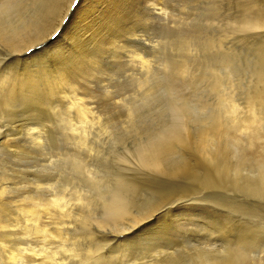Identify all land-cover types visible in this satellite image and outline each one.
Returning a JSON list of instances; mask_svg holds the SVG:
<instances>
[{"label": "rangeland", "instance_id": "obj_1", "mask_svg": "<svg viewBox=\"0 0 264 264\" xmlns=\"http://www.w3.org/2000/svg\"><path fill=\"white\" fill-rule=\"evenodd\" d=\"M75 1L72 6L73 9H75L78 3V0ZM142 1L137 0L133 2V9L141 15L140 29L143 32L145 29L144 20L147 13ZM151 3L156 4V8L160 9L161 6L158 7L159 3ZM166 3L165 11L168 19L166 20L165 18V22H159L160 24L157 25L156 23L147 24V28L149 26L148 29L146 28L147 33L142 34L143 37L139 36L142 42L144 40L146 44H150V39L154 38V40H151L153 50L150 49L149 52L147 51L151 54V57L147 59L152 61L149 64V68L152 70L164 62L163 64L166 69L164 68L162 77H142L136 70L138 66L132 67L138 61L137 58L129 64V53L124 52L126 50H118L117 56L119 58H116V60L115 58L111 59L114 55H110L111 57L106 56L109 53L103 54L102 57L94 56L95 59L97 58L99 60V65L96 64L97 71H102L98 73L96 71V74L95 72L92 73L94 75L93 77H91L92 74L87 77L90 80L85 77V80L81 79L80 83L83 87H80L82 86L80 84L78 87L81 90H79L78 95H72L71 97L77 99L83 97L84 100L87 97L85 101L89 103L88 105L91 102L90 107L92 106L91 108H94V114L90 112L88 116L91 117L93 114L98 119L93 117L95 120L92 119L91 122L89 118H86V120L88 119L86 123V120L83 121L84 123L79 121V118L77 119L76 116V111L69 106L71 105L69 103L70 100V102H74L73 98L67 101L57 95L50 97L45 95L44 92L43 94L41 90L38 92H41L40 97L42 101H36L39 104L37 106H30L27 103L17 104L16 107H13V111L11 107H9L11 110H7L5 106H0V125H2L0 127V141L2 137H5L10 144H21L23 147L30 145L32 142L34 143V140L51 143L53 150L55 149L54 152H58L57 158L59 157L58 160L60 161L56 160V157L54 158L57 166L53 162L55 167L51 172L50 180L53 184L54 192L59 196L65 197L63 203H67L68 206L76 203L74 201L76 197L71 193H74V190L78 187H86L88 183L85 181L71 183L69 181L70 177L67 176L66 166H63L62 163L57 164V162L62 161V158L58 155H60L59 151L62 152L61 154H64L70 151V149L72 150V144L74 146V142L77 143L83 138L88 139V145L93 148L90 155L86 152L89 156V169L94 170L97 174L99 173L102 178H107L103 179L105 181L102 183L103 186L109 184L110 187H113V185L118 187V184H120V188L131 190V198L132 200L135 198L134 203L136 202L138 206L146 207L156 204V208L169 207L173 211L177 207H182L184 210L176 216V219L184 220L193 218L192 220L197 223H200L205 216L202 213L219 214L222 212L221 209L247 216H259L264 209L252 208L246 205L245 202L261 204L262 190L258 177L259 162L257 155L258 151L261 152L262 148L258 149L260 145L257 143V146L249 150L248 147H245L246 145L243 146L244 143L242 144L237 141L235 142L237 143L236 145L233 142V140L242 137L241 132L235 138L231 134L228 135L231 133L229 128V116L231 115L228 113L230 108L227 107L230 105H228L227 99L230 104L233 103L231 105H236L239 109V114L243 115L244 113L245 116L247 106L251 102L249 101L251 100V96L260 91L261 80L259 79L262 77V75L260 76V71L264 67V0H166ZM155 13L160 12L155 11ZM171 13L173 14L170 15ZM149 16L152 21L155 20L150 13ZM127 17L129 20H133V17L129 18L128 15ZM66 22L67 20L63 21V23ZM257 22L261 24L260 26L262 28ZM169 29L174 30L175 34ZM166 30L171 32L169 38L172 37L173 32L172 42L170 39L171 45L169 41L167 45L164 44L165 41H163V34L161 35V33ZM145 34L146 36H144ZM177 37L179 42L177 41L178 43L176 44L173 40L174 38L177 40ZM142 42H138V44L141 45ZM48 53L41 54L43 55H40L41 58L47 61L50 60L52 58V52ZM131 55L134 56L132 53ZM125 60H128V63ZM180 68H184L181 70L183 72L180 71ZM184 71L186 74H182ZM170 93L172 97L169 96ZM85 94L86 96H84ZM226 97L227 99L225 100L227 102L224 100ZM184 98L187 103L185 100H182ZM37 100L39 99L37 98ZM175 100L178 103L182 100L187 106L184 102H182L184 104L180 102L178 107H176L177 102ZM145 102L146 104H144ZM192 102H194V105ZM145 105L146 107H144ZM3 107H5V110ZM91 108L89 111H92ZM176 108L182 110L174 112ZM224 109L228 110L226 111ZM226 114L229 115L226 116ZM4 116L6 118H2ZM223 118L225 119L223 120ZM95 121L96 125L93 124ZM178 123L181 124L179 125ZM172 124L175 125L172 126ZM151 125L152 127H150ZM182 125L184 129H182ZM213 125L216 126V130L213 128ZM146 126L150 128L147 130ZM174 126L178 129L180 127L181 129L178 130ZM149 129L151 131L153 130L152 132L154 133L150 132ZM174 130L177 131V133L175 132L177 135H174ZM137 131L139 132L137 133ZM214 131L223 137L216 135L217 137L214 138V140L217 138L216 141L210 140L213 143H210L209 140L207 141L206 138V141L203 139L204 135L214 133ZM226 131L230 132L227 133ZM223 133H227L226 135L228 137ZM153 134H156V138ZM182 134H185L184 137ZM79 135H82V137H77ZM178 135L182 136L178 138L173 137ZM165 137H167V141L164 140ZM150 139H153L152 144H150ZM156 140L160 141V146ZM184 141L186 144H189L183 147V144H185L183 143ZM155 142L156 144L158 143V147H156ZM161 142L166 145L163 144L161 146ZM181 142L182 146L180 145ZM232 143L235 144L234 147L237 146L233 152ZM143 145L144 147L142 148ZM149 145H152V149L155 148L153 149L154 151H157V149L163 150V153L161 151L160 154L163 157L160 156L162 159H159V162L162 161L156 163L155 167V163L150 160L154 151L150 148H148L150 152H148V149L145 151L146 147H151ZM2 147L3 145L0 144V151ZM75 147L77 146L75 145ZM75 147L74 149H76ZM188 147L189 150H187ZM169 149L170 151L168 152ZM141 150L144 152L143 155ZM164 150L167 151L165 152ZM171 150L177 151L175 154H178L175 155L174 151L172 152ZM83 153L85 154V151ZM31 154L34 160L31 159L30 162L26 161L25 166L35 164V160H38L36 163L39 162L38 153L32 152ZM166 154L169 155L167 156ZM250 155L255 156V161L247 159ZM164 158L166 160L168 158V160L161 164L165 160ZM144 161L146 162L144 163ZM188 162L189 165L187 164ZM157 165L160 167H156ZM25 166V170L29 168H25ZM26 173L27 177L24 180L25 184L23 186L26 185V187H29L33 177L30 170H26ZM119 181H123L124 184ZM133 189L135 194L133 193ZM135 191H137L138 195ZM235 193L238 194V198L234 201L228 195H234ZM138 201L139 203H137ZM198 206L203 210L201 214H197ZM74 216H72L74 219L70 217L64 220L60 216H57V218L60 217L59 220L57 219V222L76 220L77 217L75 216V219ZM215 218L217 221L233 223V218L224 212L216 215ZM61 237H64L65 240L68 239L67 236ZM118 246L119 249L120 247L123 248L122 255H127L128 257L129 246L127 244ZM241 259L242 263L237 264H254V259L259 261L257 254H251L250 256L243 255Z\"/></svg>", "mask_w": 264, "mask_h": 264}, {"label": "bare ground", "instance_id": "obj_2", "mask_svg": "<svg viewBox=\"0 0 264 264\" xmlns=\"http://www.w3.org/2000/svg\"><path fill=\"white\" fill-rule=\"evenodd\" d=\"M74 1L75 0H0V49L5 52L3 58L0 59V67L10 64L8 70L3 74L2 82H0V106H5L7 110L11 107L12 111L13 107H16L17 104L27 103L30 106H37L39 104L36 101H42L40 97L41 92L38 91L42 90V93L44 92L45 95L50 97L52 95L53 97H55L54 95H57L67 101L73 98L74 102H70L71 100L69 101L71 105L67 102L66 103L70 108H74L77 119L79 118V121L83 122L86 118H89L92 122V119L97 118L93 115L94 108L92 109V106L90 107L92 103L90 102V105H88L89 103L85 101L87 100V97L84 100L83 97H78L79 99H77L71 96L78 95L79 90H81L78 87L81 84V79L85 80L84 77L88 79L87 77L91 76L94 72L96 74V64L99 65V60H97V58L95 59L96 56L102 57L103 54L109 53L106 56L114 55L110 57L111 59L115 58L116 60V58H119V56H117V52H119L118 50H126L124 52L129 53V64L130 62H134L137 58L138 61L135 62L132 67L138 66L136 70L142 77H162L165 68L163 64L164 62L152 70L149 68V64L152 61L147 59L148 57H151V54L148 52L150 49L153 50V43L151 40H154V38L150 39V44H146L144 40L142 42V39L139 38V36L143 37L142 34L147 33L146 30L149 28V26L147 28V24L156 23L157 25L161 22H165V18L166 20L168 19L165 11L167 5L166 0L142 1L147 13L144 20L145 29L143 32L140 29L141 15L133 9V2H136L137 0H82V3L78 0V6L73 9L72 6ZM151 2L159 3L158 7L161 6L160 9H157L156 4H152ZM155 11H159L160 13H155ZM149 13L155 18L154 21L151 20ZM172 14L173 13L170 15ZM127 15L129 18L133 17V20H129ZM54 18L55 21L53 23ZM64 20H67V22L63 23ZM258 21L261 23L260 20ZM260 23L259 26L261 25ZM168 31L166 30L161 33V35L163 34V41H165V43H163L166 45L173 37L174 30H171L173 31L171 38H169L171 32ZM179 34L181 33L179 32ZM144 36H146V34ZM175 39L176 38H174L173 41L177 44L179 42L178 37L177 40ZM53 41H55V43H52ZM138 42H142V44L139 45ZM171 42L170 45L172 44ZM49 45H51V47H49ZM137 48H139V50H137ZM47 52H52V58L50 57L51 59L48 61L41 58V56H43L41 54ZM131 53L134 54V56H132ZM130 56L132 57L130 58ZM133 57L135 58L133 59ZM13 61L14 63H12ZM126 61L128 63V60H125V62ZM181 68L180 71L184 69ZM261 70L260 76L262 75V77L259 79L261 80L260 91L251 96V100H249L251 102L247 106L245 116L244 113L243 115L239 114V109L236 105H231L233 103L230 104L227 97L224 98V100L227 99L228 105L231 106L227 107L230 108L228 113L231 115L229 116V128L231 133H229L230 131L226 132L229 133L228 135L231 134L233 138L237 137V134L241 132L242 138H237L233 140V142L235 143L238 141L239 143H244L243 146L246 145L245 147H248L249 150L253 149L254 146H257V143L260 145L258 149L262 148L261 152L258 151L257 160L259 162L258 177L260 180L262 197H264V67ZM101 71L102 70L97 71V73ZM135 73L137 72L135 71ZM182 74H186L185 71ZM93 76L94 75L92 74L91 77ZM80 87H83V85ZM87 88H89V86H87ZM84 90L86 91V89ZM86 94L84 96H86ZM170 95L171 93L169 96ZM37 98L39 100H37ZM182 100H185L186 102L185 98ZM182 100L180 102L181 104H184L185 102ZM175 101L177 102L176 107H178L180 102L178 103L177 100ZM193 103L194 102H192V104ZM144 104H146V102ZM225 105L227 106V104ZM5 107H3L4 110ZM144 107H146V105ZM90 108L92 111H89ZM180 108H176L177 110L174 109V112L182 110ZM90 112L93 113H91L92 118L88 116L90 115ZM5 113L7 112L5 111ZM229 114H226V116ZM2 118L6 117L4 116ZM224 119L225 118H223V120ZM82 122L81 124L84 123ZM227 123H225V125H227ZM72 124L74 123L72 122ZM93 124L96 125V121ZM173 125L175 124H172V126ZM213 126V128L216 127L215 125ZM150 127H152V125ZM150 127H147V130ZM180 129L181 128L179 127L178 130ZM182 129H184V126ZM149 131L152 132L153 130L151 131L149 129ZM149 131L148 133H150ZM219 131H217V133H219ZM138 132L139 131H137V133ZM170 132L172 133V131ZM173 132L174 135L177 133L175 130ZM86 134L84 136H86ZM226 134L225 136L228 137ZM182 135L173 137L178 138ZM216 135L218 136L220 134H216L214 131V133L207 134L206 136L204 135L203 139L205 140L206 138L207 141L214 140V138L217 137ZM80 136L82 137V135L77 137L80 138ZM154 136L156 138V134ZM220 136L223 137L222 135ZM167 137H165L164 140L167 141ZM1 139L0 144L3 145L4 148L2 147V150L4 151H0V253H2L0 254V264H92V249H86L84 247L85 242L91 241L92 233L105 229L107 230V235L111 237L109 243L104 247L105 253L112 249H116V252L109 257L106 264H122L123 262L124 264H128V259L126 258L127 255H122L123 248L120 247L119 249L118 246L123 244L117 242L126 240L129 235L140 231V229L147 223L156 219L163 208L162 206V208H156V204H148L149 206L146 207L138 206L136 205V202L134 203L135 198L134 200L131 198V190L129 191L127 188L126 190L122 187L120 188V184H118V187H115L114 185L113 187H110L109 184L103 186L102 183L105 182L103 179L107 178H102L99 173L97 174L94 170L89 169V156L86 152L90 155L93 148L88 145V139L83 138L77 143L74 142V146L72 144V150H65L67 152L64 154H61L62 152L59 151L60 155L58 156L62 158V161H56L57 164L62 163L63 166H66L67 176L70 177L69 181L71 183L74 184L75 181H85L88 183L86 187H78L74 190V193H71L76 197V199L73 198L76 203H72L73 205L68 206L67 203H63L65 197L59 196L54 192V187L50 180L51 172L56 165L54 158L56 157V160L59 159V157L57 158L58 152L56 153L54 152L55 149L53 150V145L40 140H34L33 143L32 139L31 144L28 142L30 145L23 147L21 144H19L20 146L12 143L10 144L5 137H2ZM150 140V144H152L153 139ZM158 140H156V142H159L160 146V141ZM164 140L162 141L166 142ZM181 141L183 140L181 139ZM156 142L155 145L158 147V143L156 144ZM183 143H185V141ZM210 143L213 142L210 141ZM234 143L231 145L232 152L237 147H234L235 144L237 145V143ZM163 144L166 145L165 143ZM163 144L161 142V146ZM188 144H183V147ZM75 145L77 147H75ZM180 145L182 146V142ZM149 146L151 147H146L145 151L148 148L152 149V145ZM74 147L76 149H74ZM143 147L144 145L142 148ZM175 148L178 147L176 146ZM150 149H148V152H150ZM175 150H173L174 154L177 152ZM187 150H189V147ZM83 151H85V154ZM155 151L154 154H150L152 156L150 160L155 163L154 167L156 163L162 161L159 162V159H162L160 158L161 151L163 153V150L160 149H157L156 153ZM169 151L170 149L168 152ZM32 152L38 153L39 162L36 163L38 160H35V164L25 166V163L28 161L30 162L31 159L34 160L31 156ZM141 152L139 153L141 154ZM172 152L171 154H173ZM143 153L144 152H142V155ZM169 154L166 155L168 156ZM254 155H250L247 159L255 161ZM150 160L149 162H151ZM167 160L165 159L161 164ZM145 162L146 161H144V163ZM187 164L189 165V162ZM158 165L156 167H158ZM24 166L25 168H30L26 170H30L33 177L32 181L30 180L31 185L29 184V187H26V185L23 186L25 184L24 180H26L25 178L27 177ZM123 181L119 182L123 183ZM135 192L137 194V191ZM228 197L235 201L238 198V194L235 193L234 195H228ZM137 203H139V201ZM245 204L255 209H264V203L250 204L249 202H245ZM202 211L203 210L199 207L197 209V214H201ZM202 214L205 216L200 223L193 221V218L184 220L175 218V228L162 227L148 229L142 233L141 236L138 237L136 251L131 264H237L242 263L241 258L243 255L250 256L251 254H257L255 251L249 250L246 234L234 230L232 227L233 223L217 221L215 216L219 214H210L208 212ZM57 216H60L63 220L74 216L76 220L68 222L58 221V223L57 219L59 220L60 217L57 218ZM61 236H67L68 239L65 240L64 237ZM263 260L264 256H261L259 261L254 259V264H264Z\"/></svg>", "mask_w": 264, "mask_h": 264}, {"label": "snow or ice", "instance_id": "obj_3", "mask_svg": "<svg viewBox=\"0 0 264 264\" xmlns=\"http://www.w3.org/2000/svg\"><path fill=\"white\" fill-rule=\"evenodd\" d=\"M82 3V0H80ZM78 6V5H77ZM52 43H55L53 41ZM51 47V45H49ZM5 52L0 49V59L3 58ZM14 63V61L12 62ZM9 65H4L0 67V82H2L3 74L8 70ZM2 127V125H0ZM261 203H264V197L261 198ZM184 209L182 207H177L175 211H173L169 207H163L159 212L156 219L147 223L144 227L140 229V231L135 232L132 235H129L126 240L118 241L120 244H127L128 248V264H131L134 254L136 251V245L138 243V237L141 236L142 233L147 231L148 229H157L162 227L175 228L176 227V216L182 212ZM226 215L233 218L232 227L236 231H240L246 234V240L248 242V248L250 251H255L257 253V257L260 258L264 256V211L259 216H247L242 215L240 213H232L227 212V210L221 209ZM91 241H86L84 247L91 248V261L92 264H106L109 257L116 252V249H112L105 253L104 247L109 241L111 237L107 235V230L97 231L92 233ZM2 254V253H0Z\"/></svg>", "mask_w": 264, "mask_h": 264}]
</instances>
